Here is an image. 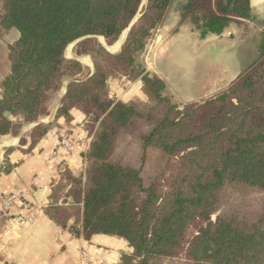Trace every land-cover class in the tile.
I'll use <instances>...</instances> for the list:
<instances>
[{"label":"trees","instance_id":"16d2710c","mask_svg":"<svg viewBox=\"0 0 264 264\" xmlns=\"http://www.w3.org/2000/svg\"><path fill=\"white\" fill-rule=\"evenodd\" d=\"M175 1L146 0L140 11L144 0H0V137L48 117L71 79L30 147L60 120L71 124L72 110L86 116L81 170L52 183L48 215L60 227L126 241L123 264H264V38L228 90L175 103L140 61ZM180 12L201 39L252 19L251 0H184ZM138 15L110 52L101 39L114 46ZM13 30L19 38L5 44ZM74 43L75 55L92 57V76L67 57ZM124 78L141 80L144 100L112 97L110 81Z\"/></svg>","mask_w":264,"mask_h":264},{"label":"crops","instance_id":"0c3cea01","mask_svg":"<svg viewBox=\"0 0 264 264\" xmlns=\"http://www.w3.org/2000/svg\"><path fill=\"white\" fill-rule=\"evenodd\" d=\"M255 14L258 13H254L252 21H258ZM176 16L180 18L179 11ZM169 20L168 12L156 32L167 30L170 27ZM177 23L180 25V21ZM232 24L223 37L228 34ZM162 49L163 46L158 47L156 55L154 54L152 70L145 66L149 72L166 82L167 93L170 95V87L163 70L155 64L157 54ZM81 57L83 56L73 55L68 58ZM84 66L88 69L90 77L94 68ZM141 87V80L131 82L124 78L120 81H110L111 95L117 94L118 101L129 100L133 96L141 98ZM65 91L63 86L48 117L37 123L23 124L17 135L0 137V264H85V260L92 264H123V257L133 252L126 241L117 237L96 235L90 241L74 238L48 215V208L52 204V183L59 181L64 168L68 167L74 174L81 170L83 154L89 145L87 118L74 109L71 111V124L60 120V126L53 128L36 147L30 148L34 127L55 120ZM10 118L15 123L18 122V119L12 116ZM66 134L78 143L74 152H69L61 146V139ZM10 194H17L20 203L13 208L12 215L7 216L2 212V200ZM30 207L40 211L34 223L18 224V217L28 214Z\"/></svg>","mask_w":264,"mask_h":264},{"label":"rangeland","instance_id":"374dc122","mask_svg":"<svg viewBox=\"0 0 264 264\" xmlns=\"http://www.w3.org/2000/svg\"><path fill=\"white\" fill-rule=\"evenodd\" d=\"M183 3L184 0H176L173 3L169 11L170 27L164 30L165 32L158 31L154 34L140 61L152 70L154 60L150 61V55L155 54L157 48L163 46V49L157 54L155 64L163 70V75L170 87L168 92L173 101L188 105L202 103L228 90L234 83L231 80H236L239 75L250 68L258 59L263 42L264 20L261 16H258V21L242 19L240 22L233 23L228 34L224 37H214L213 39L211 37L210 41H201L199 32L195 31L192 25L177 23V21L181 22V16L177 18L176 15L178 11L180 12ZM180 32L182 33L180 34ZM19 36V32L13 30L5 36L4 43H14ZM69 55L71 57L75 55V45H72L70 51L68 48L67 56L69 57ZM90 58L93 60L91 56ZM87 72L86 68V74ZM213 81H215L213 89H210L209 94L204 95ZM116 95H112V97L116 99ZM195 96L197 99L187 103ZM136 98L144 100V95L141 98L130 97V99ZM55 103L56 99L52 108L56 105ZM215 218L213 219L215 220Z\"/></svg>","mask_w":264,"mask_h":264},{"label":"built area","instance_id":"2783aa9c","mask_svg":"<svg viewBox=\"0 0 264 264\" xmlns=\"http://www.w3.org/2000/svg\"><path fill=\"white\" fill-rule=\"evenodd\" d=\"M61 146L67 149L69 152H74L78 147V143L73 141L70 135L66 134L61 139ZM19 196L17 194H10L5 196L2 200V212L10 216L12 215L13 208H15L18 204ZM40 213L38 208L30 207L28 208V214L24 216L18 217V224H32L36 220V216ZM85 264H92L90 261L85 260Z\"/></svg>","mask_w":264,"mask_h":264},{"label":"water","instance_id":"95a60500","mask_svg":"<svg viewBox=\"0 0 264 264\" xmlns=\"http://www.w3.org/2000/svg\"><path fill=\"white\" fill-rule=\"evenodd\" d=\"M145 1L146 0H144V2H143V4H142V6H141V8H140V11H141V9L143 8V6L145 5ZM251 8H252V12H251V16H253L254 15V13H258V14H255V15H257V18H258V16H261L262 17V20H264V0H251ZM262 11V12H261ZM138 18H139V15L132 21V23H131V25L129 26V28L126 30L127 31V33H126V38H125V41L123 42V44H122V46L124 45V43L126 42V39H127V36H128V33H129V31H130V29L132 28V26L137 22V20H138ZM125 31V32H126ZM161 31H164V29L163 30H161ZM182 32H180V34H181ZM178 35V34H177ZM223 35V34H222ZM221 35V36H222ZM212 37V39L214 38V37H220V36H217V35H209V36H207L205 39H200L201 41H210V40H212V39H210ZM100 39V38H99ZM200 41V42H201ZM75 44V43H74ZM73 44V45H74ZM106 48L108 47L107 46V44H105V43H102ZM122 48V47H121ZM108 49V48H107ZM111 52V51H110ZM118 52V51H117ZM112 53H116V52H112ZM259 56V55H258ZM153 58H154V54H151L150 55V61L151 60H153ZM75 60H78V61H80L81 62V59L80 58H76ZM93 65H94V63H93ZM94 72H95V67H94V71H93V73H92V75L94 74ZM243 74V73H242ZM91 75V76H92ZM241 75H239L238 77H237V79L240 77ZM236 79V80H237ZM236 80H234V81H232L231 80V82H235ZM72 80H70V79H67V80H65L64 81V87H65V89H66V91H65V93H64V96L66 95V93H67V86H68V83H70ZM217 81V80H216ZM230 82V83H231ZM214 83H215V81H213L212 82V84H210V86H209V89H208V91H206L205 92V94L204 95H206V94H209L210 92V89L212 90L213 89V85H214ZM221 83V82H220ZM225 83V82H224ZM223 84V83H222ZM203 96V95H202ZM200 97V96H199ZM195 99H197L196 98V96L194 97V98H191L190 100H188L187 101V103H190V102H193ZM37 123V122H36Z\"/></svg>","mask_w":264,"mask_h":264},{"label":"bare ground","instance_id":"6f19581e","mask_svg":"<svg viewBox=\"0 0 264 264\" xmlns=\"http://www.w3.org/2000/svg\"><path fill=\"white\" fill-rule=\"evenodd\" d=\"M126 33H127V31L123 33L124 35L121 36L120 40H119V41H118L113 47H110V51H111V52L119 51V49L122 47L123 42L125 41ZM101 40H102V43H104L103 39H101ZM121 42H122V43H121ZM71 47H72V46L69 47V51H70V48H71ZM107 48H108V50H109V47H107ZM69 57H71V55H69ZM80 59H81V62H82L84 65H88V66H90L91 68H93V64H92V61H91L90 58L83 56V57H81Z\"/></svg>","mask_w":264,"mask_h":264}]
</instances>
